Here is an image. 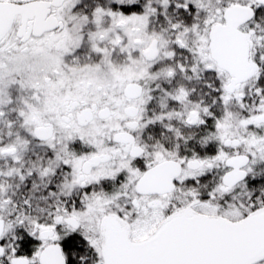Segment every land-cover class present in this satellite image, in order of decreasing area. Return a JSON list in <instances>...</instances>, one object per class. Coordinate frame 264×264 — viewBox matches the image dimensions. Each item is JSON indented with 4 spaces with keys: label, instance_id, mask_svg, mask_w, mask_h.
Instances as JSON below:
<instances>
[{
    "label": "snow or ice",
    "instance_id": "snow-or-ice-1",
    "mask_svg": "<svg viewBox=\"0 0 264 264\" xmlns=\"http://www.w3.org/2000/svg\"><path fill=\"white\" fill-rule=\"evenodd\" d=\"M0 264H264V0H0Z\"/></svg>",
    "mask_w": 264,
    "mask_h": 264
}]
</instances>
